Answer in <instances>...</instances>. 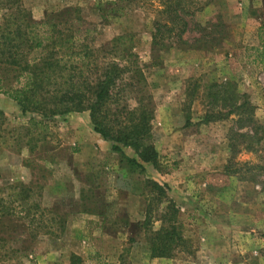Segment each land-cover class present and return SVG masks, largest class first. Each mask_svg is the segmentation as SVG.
Returning <instances> with one entry per match:
<instances>
[{
	"label": "rangeland",
	"instance_id": "rangeland-1",
	"mask_svg": "<svg viewBox=\"0 0 264 264\" xmlns=\"http://www.w3.org/2000/svg\"><path fill=\"white\" fill-rule=\"evenodd\" d=\"M97 2L18 5L34 21L77 8L92 47L131 34L153 103L157 167L129 147L121 146L123 154L142 169L112 151L87 111L23 115L0 92V264H71L74 257L78 264H261L264 61L253 47L264 0H193L185 31L171 45L150 38L153 21L167 22L165 0L133 1L106 20ZM12 9L0 2V25ZM0 76L4 87L18 85L11 71ZM150 181L168 184L166 199L155 198ZM168 200L187 247L151 258L144 213L156 229Z\"/></svg>",
	"mask_w": 264,
	"mask_h": 264
},
{
	"label": "trees",
	"instance_id": "trees-1",
	"mask_svg": "<svg viewBox=\"0 0 264 264\" xmlns=\"http://www.w3.org/2000/svg\"><path fill=\"white\" fill-rule=\"evenodd\" d=\"M19 0H0L13 7L4 14L0 25V72H12L17 86L6 88L0 76V92L11 99L20 114L62 115L87 111L92 130L110 149L142 169L133 157H126L121 146L129 147L145 163L157 167V154L151 140L150 123L153 103L143 63L132 50L131 34L113 36L97 47L84 41L81 17L75 7H65L34 21L18 5ZM136 0H98L96 10L102 20L123 15ZM193 0H165L160 14L166 23L153 21L150 38L153 45L173 44L185 31L183 16L189 15ZM264 16V14H263ZM257 45L253 47L258 62L264 61V19L256 28ZM21 79V80H20ZM20 80V81H19ZM29 120H33L29 117ZM156 199L169 190L167 183L150 181ZM166 196V195H165ZM163 197L166 199V197ZM36 209L38 205L34 204ZM4 212L0 208V218ZM176 208L168 200L150 229L145 211L143 234L147 235L151 258L171 257L174 249L187 247L176 232ZM74 257L71 264H78Z\"/></svg>",
	"mask_w": 264,
	"mask_h": 264
},
{
	"label": "crops",
	"instance_id": "crops-1",
	"mask_svg": "<svg viewBox=\"0 0 264 264\" xmlns=\"http://www.w3.org/2000/svg\"><path fill=\"white\" fill-rule=\"evenodd\" d=\"M255 254H257V253L255 252ZM257 256L259 257L260 263L264 264V254H257Z\"/></svg>",
	"mask_w": 264,
	"mask_h": 264
}]
</instances>
